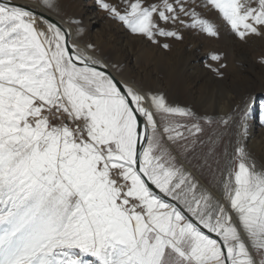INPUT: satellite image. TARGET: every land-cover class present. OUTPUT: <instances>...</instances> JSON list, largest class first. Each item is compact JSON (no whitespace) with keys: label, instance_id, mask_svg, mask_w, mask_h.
<instances>
[{"label":"snow or ice","instance_id":"6c2138e0","mask_svg":"<svg viewBox=\"0 0 264 264\" xmlns=\"http://www.w3.org/2000/svg\"><path fill=\"white\" fill-rule=\"evenodd\" d=\"M94 4L164 52L264 40V0ZM90 30L63 0H0V264H264L252 96L201 112L114 72ZM208 59L223 78L227 53Z\"/></svg>","mask_w":264,"mask_h":264},{"label":"rangeland","instance_id":"374dc122","mask_svg":"<svg viewBox=\"0 0 264 264\" xmlns=\"http://www.w3.org/2000/svg\"><path fill=\"white\" fill-rule=\"evenodd\" d=\"M18 1L34 6L39 2V0ZM63 3L68 15L82 18L84 26L91 29L86 32L84 39L95 44L100 56L116 66L112 69L114 72L119 71L125 78L129 79L136 80L138 76V83L140 81V84L142 81L151 80L163 90L179 93L186 102L191 98L189 97L190 77H188L187 72L192 69L187 70V72L185 70L194 63L192 62L193 59L178 56L176 51L187 49L192 44L196 45L195 52L203 53L205 56L198 61L193 70L200 72L201 69H206L205 71L211 76H215V74L205 67V62L215 64L208 59L210 54L212 52L227 53L226 63L228 66L225 75L223 78H217L232 82L231 84L234 85L236 91L233 93V101L238 100L247 91L250 93L257 92L251 104L254 113L252 119L256 122L255 125L259 123V133L264 134V119L261 118L264 115V109L259 111L261 104H264L260 93L261 87L264 86V65L259 62V57L264 54V40L253 39L247 45H241L234 44L226 35L215 39L188 32L185 34L183 43H174L171 51L164 52L150 44L141 42L117 22L105 18L98 6L94 4V0H63ZM167 57H170L171 61H168ZM190 61L191 64L187 65ZM218 80L209 82L200 80L194 87L196 95L198 94V104L202 106V109H209L207 111L209 113L216 110L224 102L220 95L223 87L221 83L216 82ZM251 154L257 160L261 158V155L264 157L261 151H251Z\"/></svg>","mask_w":264,"mask_h":264},{"label":"bare ground","instance_id":"6f19581e","mask_svg":"<svg viewBox=\"0 0 264 264\" xmlns=\"http://www.w3.org/2000/svg\"><path fill=\"white\" fill-rule=\"evenodd\" d=\"M13 1L21 2V3H24L27 6L34 7V5L26 3V2H22V1H18V0H13ZM37 10H39V9H37ZM103 42H105V41H103ZM196 48H197V46L192 44L187 49H178L176 51L177 52L176 54L178 56H181L182 58L186 57V58H189V59H193V61L192 60L191 61L194 63V65L192 64L191 66H189L188 69L186 68V70H185V72H187V70L192 69L190 72H187L188 77H190V81H189V94H190V96L189 97H191L190 100H188V102L183 100L179 93H177V92L176 93L175 92L171 93L170 91L163 90V89L159 88L158 86H156L154 84V82H152L151 80L150 81H144V82L142 81V85H144L146 87H149L151 89H154V90H160V91L166 93L171 99H174L177 102L182 103V104H188V105L196 108L199 111H203V112L208 111L209 109L208 110L202 109V106L200 104H198V102H197L198 94L196 95V91H195L194 87L197 85V83L200 80H204V81L209 82V81H214L215 79L218 80V78L216 76H211L209 73H207L205 71L206 69L205 70L201 69L200 72L199 71L197 72V71L193 70V68L197 66L198 61L205 56L203 53H200V52L196 53L195 52ZM100 57L103 58L102 56H100ZM167 60L171 61L170 57H167ZM191 61L188 62L187 65L191 64ZM136 80L138 82V76L136 77ZM216 82L221 83V86L223 87L220 95L222 97V101L224 100V102H222L221 103L222 105H220L214 111L216 113H222V112L228 111L230 102H232L233 99H234L233 93L236 92V91L234 90V87H233L234 85L231 84L232 82L231 83L227 82L225 79H219ZM139 83H140V81H139ZM247 92H246V94H243V95L244 96L251 95L253 99L255 98V94L257 93L255 91L252 92V93H250V92L247 93ZM260 93H261V98L264 101V86L261 87ZM263 105L264 104L262 103L261 107L259 108L260 112L264 109ZM253 114H254L253 113V107L251 106L249 115L247 117V121H248V123H247V147H248V150L250 152L251 151H256V152L261 151L264 154V134H262L261 132L259 133V129H258L259 123H257V125H255L256 122L252 119ZM257 161H264V157L261 155V158L259 160H257Z\"/></svg>","mask_w":264,"mask_h":264},{"label":"water","instance_id":"95a60500","mask_svg":"<svg viewBox=\"0 0 264 264\" xmlns=\"http://www.w3.org/2000/svg\"><path fill=\"white\" fill-rule=\"evenodd\" d=\"M14 3H19V4H22V5H25L24 3H21V2H16V1H13ZM27 6V5H25Z\"/></svg>","mask_w":264,"mask_h":264}]
</instances>
